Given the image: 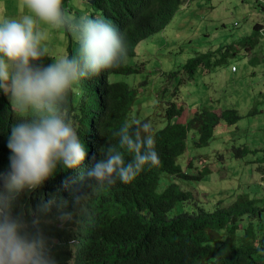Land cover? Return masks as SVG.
<instances>
[{
  "label": "trees",
  "instance_id": "16d2710c",
  "mask_svg": "<svg viewBox=\"0 0 264 264\" xmlns=\"http://www.w3.org/2000/svg\"><path fill=\"white\" fill-rule=\"evenodd\" d=\"M181 1L185 0H82L85 9L79 2L72 5L79 10L74 15L88 14L118 26L128 47L118 68L82 80L69 95L67 117L85 146V160L74 170L58 168L41 190L20 195L13 209V215H22L32 231L36 230L32 221L39 220L38 227L47 239L56 264H264V199L252 196L259 188L243 194V189L239 190L235 185L231 191L237 198L231 203L213 201L203 204L179 186L186 182L196 188L195 183L210 174L199 167L195 172L191 162L183 170L186 152L207 146H212L208 151L210 154L213 148L217 149L213 154L220 161L229 157L242 165L246 162L249 166L264 168L263 136L258 132L261 128L249 129L238 146L228 141L231 132L218 133L221 127L233 131L243 118L237 109L224 104L221 94V101L216 100L220 103L218 112L214 107L199 105L183 124L175 123L183 114L181 106L167 100L164 103L168 106L164 107L159 98L153 96L152 105L164 107L160 118L151 116L157 120L151 134L159 164L146 167L130 184L117 181L114 185L96 186L92 190L83 187L87 183V171L105 158L101 156V149H106L109 143L118 144L114 133L125 122L131 123L138 116L142 121V115H136L133 109L138 88L128 82L113 81V75L138 73L137 66H123L124 61L137 57L138 45L171 23L182 6ZM257 30L258 26L253 25L251 33L233 41L236 45L219 47L205 54L194 52L181 68L191 78L198 73L206 75L213 65L212 73L219 83L223 75L217 69L235 66L237 60L258 49ZM62 33V39L58 41L60 48L50 38L46 42L54 51H59L60 57L70 56L75 47L74 40L70 33L64 30ZM241 50L244 53L239 54ZM252 59L247 61L264 62V57ZM229 70L231 72V68ZM143 86H147V80L139 83V88ZM218 87H221L220 83ZM258 113L261 110L257 104L247 115L252 118ZM20 118V114L11 109L7 96L2 95L0 174L10 171L8 137L11 127ZM260 143L261 146H257ZM258 172L262 171L248 169L254 181ZM163 173L177 176L181 183L172 182L159 190L164 180L158 177ZM57 178L63 185L58 184ZM82 191L89 192V195L74 209V197ZM34 196L41 202L32 204ZM50 201L53 203L49 211H39L41 205ZM186 202L190 206L185 208ZM62 210L73 212V219L61 222L58 217Z\"/></svg>",
  "mask_w": 264,
  "mask_h": 264
},
{
  "label": "clouds",
  "instance_id": "9594fccd",
  "mask_svg": "<svg viewBox=\"0 0 264 264\" xmlns=\"http://www.w3.org/2000/svg\"><path fill=\"white\" fill-rule=\"evenodd\" d=\"M18 6L23 10L19 18L0 20V91L21 117L8 137L10 171L0 174V264H56L39 220L32 221V231L13 209L20 195L41 190L58 168L74 170L85 160V146L67 117L69 95L82 80L118 68L128 45L118 26L88 14H71L64 0H18ZM45 28L71 34L75 47L70 56L50 55ZM45 57L53 62L43 65ZM151 133L150 121L125 122L114 133L118 144L101 149L105 158L87 171L83 187L130 184L146 167L157 166ZM88 195H76L74 209ZM52 203L39 211H49ZM58 218L70 221L73 212L62 210Z\"/></svg>",
  "mask_w": 264,
  "mask_h": 264
},
{
  "label": "rangeland",
  "instance_id": "374dc122",
  "mask_svg": "<svg viewBox=\"0 0 264 264\" xmlns=\"http://www.w3.org/2000/svg\"><path fill=\"white\" fill-rule=\"evenodd\" d=\"M82 4V0H64L65 7L71 14L79 12L73 4ZM182 2V1H181ZM85 5V4H84ZM23 10L18 6V0H0V20L4 18H19ZM253 25L258 26L259 47L257 50L248 52L243 59L236 61V72H230V66L217 69L223 77L218 87L216 75L212 73L214 66L211 65L210 73L206 75L196 74L190 78V75L181 68V65L191 58L194 52L205 54L209 50L215 51L219 47L224 48L227 45H236L239 37L251 33ZM63 31V30H62ZM57 30L45 28L43 30L44 42L49 48L51 56L59 58V51H54L50 43L46 40L50 38L57 48H60V38L63 34ZM264 0H185L182 6L172 19L171 23L160 33H157L145 39L138 45V56L124 61L123 66H137L138 73L132 75H113V81L128 82L130 85L138 88V97L134 103L136 115H142V121L157 123V120L151 116L159 117L162 115V109L168 106L165 101L175 102L184 110L182 116L175 123L183 124L186 119L196 112L197 106L204 105L214 107L218 112L220 94L224 98V104L237 109L243 118L236 127L225 130V127L217 128L218 133L231 132L227 138L228 141L238 146L244 138V134L249 129L251 131L261 128L262 145H264V62L255 64L250 63L249 58L255 56L261 60L264 51ZM66 40L63 36V44ZM238 47V45H237ZM247 48V47H246ZM232 52V50H230ZM244 53L241 50L239 54ZM252 59V60H253ZM232 60V59H231ZM53 59L45 57L41 63L45 66L51 64ZM234 66V65H232ZM180 68V69H179ZM179 69V70H178ZM176 70V72H175ZM177 74V78L175 75ZM219 74V73H218ZM166 75V76H165ZM147 80V86L139 88V83ZM197 85V88H195ZM218 89L215 92L212 90ZM191 93V94H189ZM4 95L0 91V97ZM159 98L160 105H152V97ZM175 98V99H173ZM202 98V99H200ZM223 103V102H221ZM261 113L255 114L252 118L248 113L257 106ZM152 105V106H150ZM145 108V109H143ZM135 115V117H136ZM245 116V117H244ZM140 118L136 117L134 120ZM133 121V120H132ZM218 149L221 148V141L218 139ZM220 146V147H219ZM257 146H261V143ZM212 146L187 151L184 157L183 170L187 169L188 163H192V168L196 172L197 167L201 171H208L210 174L196 184L183 182L175 175L161 174L159 179L164 180L159 190L168 187L172 182H178L183 191H188L196 199L201 200L203 204H210L213 201L223 204L231 203L237 197H233L231 187L237 185V188L243 189V194L253 192L256 188L258 192L251 194L257 198L264 199V168L261 166H249L233 161L226 157L220 161L214 154L217 151L213 148L210 154L209 149ZM214 153V154H213ZM248 169L259 170L258 176L253 180L248 174ZM56 180V179H55ZM58 184H62L57 178ZM160 184V183H159ZM63 185V184H62ZM236 193V192H235ZM239 195V193L237 192ZM37 196L32 198V204L41 202ZM31 204V205H32ZM190 206V203H184V207Z\"/></svg>",
  "mask_w": 264,
  "mask_h": 264
},
{
  "label": "bare ground",
  "instance_id": "6f19581e",
  "mask_svg": "<svg viewBox=\"0 0 264 264\" xmlns=\"http://www.w3.org/2000/svg\"><path fill=\"white\" fill-rule=\"evenodd\" d=\"M235 68V66H231L230 68H231V73H234V72H236V70H232V68Z\"/></svg>",
  "mask_w": 264,
  "mask_h": 264
},
{
  "label": "built area",
  "instance_id": "2783aa9c",
  "mask_svg": "<svg viewBox=\"0 0 264 264\" xmlns=\"http://www.w3.org/2000/svg\"><path fill=\"white\" fill-rule=\"evenodd\" d=\"M232 70H235V68L233 67Z\"/></svg>",
  "mask_w": 264,
  "mask_h": 264
}]
</instances>
